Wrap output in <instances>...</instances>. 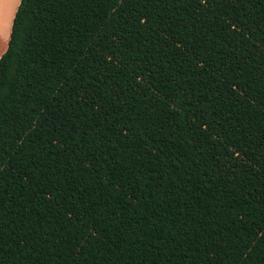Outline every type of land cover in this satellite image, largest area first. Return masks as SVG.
<instances>
[{"label":"trees","instance_id":"trees-1","mask_svg":"<svg viewBox=\"0 0 264 264\" xmlns=\"http://www.w3.org/2000/svg\"><path fill=\"white\" fill-rule=\"evenodd\" d=\"M0 264H264V0H21Z\"/></svg>","mask_w":264,"mask_h":264},{"label":"crops","instance_id":"crops-1","mask_svg":"<svg viewBox=\"0 0 264 264\" xmlns=\"http://www.w3.org/2000/svg\"><path fill=\"white\" fill-rule=\"evenodd\" d=\"M21 0H0V58L7 51Z\"/></svg>","mask_w":264,"mask_h":264}]
</instances>
